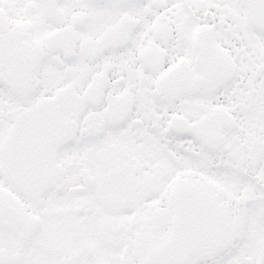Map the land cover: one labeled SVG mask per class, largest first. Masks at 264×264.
Instances as JSON below:
<instances>
[{
  "label": "snow or ice",
  "instance_id": "obj_1",
  "mask_svg": "<svg viewBox=\"0 0 264 264\" xmlns=\"http://www.w3.org/2000/svg\"><path fill=\"white\" fill-rule=\"evenodd\" d=\"M0 264H264V0H0Z\"/></svg>",
  "mask_w": 264,
  "mask_h": 264
}]
</instances>
